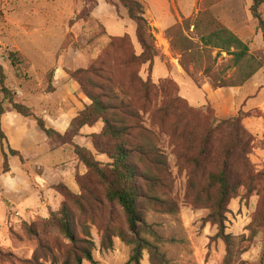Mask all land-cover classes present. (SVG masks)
<instances>
[{
	"label": "rangeland",
	"instance_id": "obj_1",
	"mask_svg": "<svg viewBox=\"0 0 264 264\" xmlns=\"http://www.w3.org/2000/svg\"><path fill=\"white\" fill-rule=\"evenodd\" d=\"M139 1L158 51L151 67L148 63L139 67L125 64L124 47L118 44L122 38L128 40L135 55L141 50L134 23L117 3L0 0V64L5 85L47 122L61 118L69 126L89 101L65 71L84 70L91 65L100 69L95 82L119 97L124 95L135 112L134 118L127 120L134 126L128 130L129 142L152 149L148 157L136 164L139 172L145 174L136 183L140 195L138 212L141 223L159 237L154 240L145 235L157 245L166 264H264V232L259 229L251 237L249 229L256 212L264 208V44L250 15L251 0H224L210 8L212 17L247 46L249 57L262 63L242 86L217 89L211 88L203 70L208 66L213 78L230 80L237 72L231 56L211 50L209 59L203 57L199 64L190 58L192 62H187L185 72L181 55L173 50L168 34L169 29L183 25L184 20L193 21L202 0ZM259 10L264 20V4ZM182 34L202 50L193 26H183ZM93 35L96 37L90 42ZM109 38L115 46L108 45ZM14 52L21 61L20 77L8 59ZM165 81L169 88L153 89L145 101L141 82L156 87ZM174 89L181 102L166 110ZM229 89L234 91V97L227 104H218ZM239 111L246 115L241 125L250 143L247 153L235 157L231 165L232 177L240 187L224 215L227 244L207 219L211 192L206 188V177L216 168L225 145V132L215 131L207 159L200 167L191 163L198 149H188L186 139L190 133H203L213 125V119L226 120ZM33 127L40 132L35 124ZM101 129V121L84 127L72 144L90 150L97 161L107 164V157L94 148L95 142L105 143L94 137ZM45 143V152H19L22 165L18 158L8 156L7 173L0 149V264H63L76 247L85 246L80 242L83 239L93 244L96 264H125L130 246L117 236H109V248L101 244L102 227L108 226L111 233L126 231L121 209L104 200V186L78 162L71 144L55 148L52 142ZM161 160L163 164H159ZM17 168L23 174H18ZM58 184L75 194L83 193L80 185L90 186L96 197L94 211L86 215L71 207L74 244L53 228L42 227L63 201L53 189ZM140 264H151L147 252Z\"/></svg>",
	"mask_w": 264,
	"mask_h": 264
},
{
	"label": "trees",
	"instance_id": "obj_2",
	"mask_svg": "<svg viewBox=\"0 0 264 264\" xmlns=\"http://www.w3.org/2000/svg\"><path fill=\"white\" fill-rule=\"evenodd\" d=\"M104 1L111 5L119 4L126 11L127 17L134 23L135 38L141 52L138 56L135 55L128 40L122 38L118 44L124 47L125 64L139 67L148 63L151 67L154 58L158 56V51L155 47L151 27L144 17L143 4L139 0ZM222 1L224 0H202L201 9L193 21L186 19L183 21V25H175L168 30L171 37V46L173 50L180 53L181 66L185 72H187V62H192L190 58L193 59L195 65L199 64L203 57L209 59L211 50L217 49L219 52H225L231 56L230 60L237 72L230 80L213 78L210 67L206 66L204 68L203 72L209 77L212 89L240 87L262 66V63H257L249 57L248 48L242 41L212 17L210 8ZM263 4L264 0H251L249 11L251 17L257 23V29L264 44V20L259 10ZM190 25L194 27L199 37L201 51L182 34L183 26L188 29ZM95 37L94 35L91 36L89 41L91 42ZM108 45L110 47L115 46V41L109 38ZM230 50L233 51L230 52ZM8 59L20 77L22 71L21 61L17 53H10ZM99 71L100 69H96L94 65L84 70L65 71L78 84L80 92L87 98L89 104L84 105L83 109L70 121L66 131L60 134L52 128H47L43 118L35 114L5 85L6 77L0 64V149L4 172H9L8 156L16 157L21 165L24 164L18 151L11 149L8 145L6 147L3 145L7 142L1 130V118L7 113L14 112L22 118H32L46 140L52 142L55 148H59L63 143L71 144L78 162L92 172L104 186V200L109 204H116L121 209L125 219L126 231L120 229L111 233L108 226L102 227V246L104 247L103 244H105V247L109 248L111 244L109 236H117L123 243L131 247L130 255L125 264H140L144 252L148 253L151 264H166L165 257L160 253L157 245L150 242L145 235L153 237L154 240H158L159 237L151 227L141 223L138 212L140 195L136 183L138 178H144L145 174L139 172L136 164L143 157H148L152 149L139 143L129 142L128 130L133 129L134 126L130 125L127 120L133 119L135 112L125 100L124 95L119 97L111 89H107V86L95 82ZM141 87L146 101L153 89H168L169 84L165 81L155 87L150 86L148 82H141ZM176 93L175 89L172 90V97L166 106V110L172 109L177 103L181 102ZM112 101H115L116 105L112 104ZM245 116L244 113L239 111L234 117L226 120L213 119V125L203 133H190L186 139L188 149L197 147V154L191 159V163L194 167H200L207 159L210 142L215 131L221 129L225 132V145L216 168L210 171L206 177V188L211 192L207 200L209 205L207 219L210 224L217 227V235L224 239L227 244L228 237L224 235L223 231L224 215L230 200L235 197L240 187L239 181L232 177L231 165L235 157H242L247 153V147L250 143L249 136L241 125V121ZM99 121L102 123V129L99 135L94 137L104 139L105 143L99 145L95 142L94 148L98 154L107 157L109 160L107 164L97 161L90 150L72 144V139L79 136L84 127H92ZM242 162L244 164L243 159ZM163 163L162 160L159 162V164ZM80 186L83 191L80 194L71 192L63 184L54 186L53 189L61 194L63 201L59 208L51 212L48 219L42 224L44 229L53 228L72 244L76 240L72 227L71 207L86 215L88 211H94L93 205L96 201L93 189L90 186ZM85 193L86 195H84ZM249 229L251 237L259 229L264 232V208L256 212ZM80 242L85 243V246L76 247V252H72L69 257H66L63 264H83V261L96 264L92 256L93 244L86 239L80 240ZM262 256H264V240L262 243Z\"/></svg>",
	"mask_w": 264,
	"mask_h": 264
},
{
	"label": "crops",
	"instance_id": "obj_3",
	"mask_svg": "<svg viewBox=\"0 0 264 264\" xmlns=\"http://www.w3.org/2000/svg\"><path fill=\"white\" fill-rule=\"evenodd\" d=\"M226 97L219 101L218 104H227L234 97V91H226ZM47 128H52L60 134H63L68 126L61 118H51L50 122L43 119ZM35 121L32 118H22L14 112L7 113L1 118V130L3 131L7 145L23 154L45 152L47 140L44 134L38 132L34 127ZM36 125V124H35ZM37 127V126H36ZM42 146L39 148V146ZM13 171V170H12ZM18 174H23L21 169L17 168Z\"/></svg>",
	"mask_w": 264,
	"mask_h": 264
}]
</instances>
